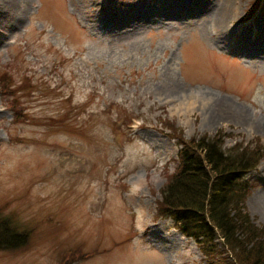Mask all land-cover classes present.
Here are the masks:
<instances>
[{
    "label": "rangeland",
    "instance_id": "obj_1",
    "mask_svg": "<svg viewBox=\"0 0 264 264\" xmlns=\"http://www.w3.org/2000/svg\"><path fill=\"white\" fill-rule=\"evenodd\" d=\"M173 1L0 0V208L34 230L0 264H204L154 218L178 150L158 118L184 139L264 147V54L220 38L223 0L183 17ZM229 6L230 30L264 38V0ZM244 181L264 228V157Z\"/></svg>",
    "mask_w": 264,
    "mask_h": 264
},
{
    "label": "trees",
    "instance_id": "obj_2",
    "mask_svg": "<svg viewBox=\"0 0 264 264\" xmlns=\"http://www.w3.org/2000/svg\"><path fill=\"white\" fill-rule=\"evenodd\" d=\"M161 117L159 126L178 150L176 167L166 175L155 201L154 218L172 220L197 246L204 264H264V228L255 226L244 211L249 194L244 177L264 157V147L254 142L223 149L221 133L184 139L180 129ZM27 229L0 208V250L26 249L34 235ZM216 239L225 257L216 258ZM75 247L71 253L81 255L79 245Z\"/></svg>",
    "mask_w": 264,
    "mask_h": 264
},
{
    "label": "bare ground",
    "instance_id": "obj_3",
    "mask_svg": "<svg viewBox=\"0 0 264 264\" xmlns=\"http://www.w3.org/2000/svg\"><path fill=\"white\" fill-rule=\"evenodd\" d=\"M197 0H175L172 2V12L176 13L179 16H184L186 10L190 11V15L193 14H198L200 15L201 12L203 11V14H207L208 12L211 11L209 10V5L206 0H200L201 2H196ZM231 3V0H223L222 4L220 5V9L217 11H214V29H216L220 35V38L226 39L227 37L232 36V41L233 42H244L245 40H250L249 43H251L253 46L259 47L261 50V54H264V38H261L260 36H254L252 37L251 35H248L247 31H241V34L235 30L232 31L226 25V22L229 20L228 15L231 13V7L229 4ZM180 5H183L184 7H181ZM196 6V7H195ZM232 6V5H231ZM233 8V7H232ZM168 16H171V13H168ZM142 25L144 24H149L151 22V18L148 17L144 20L140 21ZM222 42V40H221ZM204 93V92H203ZM200 96H203L202 98L204 99H209L211 100L212 98L208 97V95L205 94H200ZM212 97V96H211ZM219 118V117H218ZM209 122H212L214 118H209ZM258 122V121H257ZM251 123V122H250ZM262 200H264V195L260 194L259 195ZM260 197H258L260 199ZM141 216V212H137ZM143 217V216H142Z\"/></svg>",
    "mask_w": 264,
    "mask_h": 264
}]
</instances>
